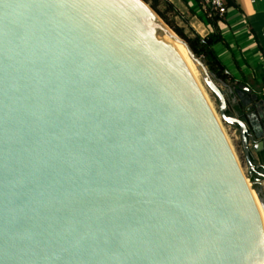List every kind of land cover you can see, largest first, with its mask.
<instances>
[{"label":"water","instance_id":"obj_1","mask_svg":"<svg viewBox=\"0 0 264 264\" xmlns=\"http://www.w3.org/2000/svg\"><path fill=\"white\" fill-rule=\"evenodd\" d=\"M228 88L145 0H0V264H264Z\"/></svg>","mask_w":264,"mask_h":264},{"label":"crops","instance_id":"obj_2","mask_svg":"<svg viewBox=\"0 0 264 264\" xmlns=\"http://www.w3.org/2000/svg\"><path fill=\"white\" fill-rule=\"evenodd\" d=\"M175 3L174 0H169ZM180 1V0H176ZM193 12L199 11L207 25V33L212 31L206 20L205 12L197 0H183ZM228 7L225 20L219 22V27L227 44L217 43L215 51L237 82H245L257 92L244 77H253L256 68L264 71V0H232ZM209 28V29H208ZM205 34V35H206ZM204 36V35H203ZM239 101V100H238ZM246 108V105L240 103ZM255 101L251 100L252 121L264 131V109H258ZM252 153L258 160L259 155ZM263 172V170H260Z\"/></svg>","mask_w":264,"mask_h":264},{"label":"trees","instance_id":"obj_3","mask_svg":"<svg viewBox=\"0 0 264 264\" xmlns=\"http://www.w3.org/2000/svg\"><path fill=\"white\" fill-rule=\"evenodd\" d=\"M151 5V7L159 14L165 23H167L181 38L187 41L194 53L202 58L209 71L214 75L217 80H222L225 83L234 82L236 85L239 83L235 80V77L232 76L228 71L225 65L222 63L218 57L214 46L217 43L227 44L224 37L222 36L219 22L224 21V17L219 15H208L205 13L207 23L212 28V31L202 36L199 33H195L193 37L187 35L183 28L178 27L169 19L167 16V11L174 10L176 15H181L179 11L174 7V5L168 0H145ZM165 7L162 10L160 7ZM227 8L232 6L234 3L232 0H226L225 2ZM247 82H251L253 88L257 90L260 97L264 100L263 88H264V71L262 68H256L253 77H245ZM240 111V109H238ZM229 113H231L229 111ZM237 128V127H236ZM252 180L254 178L252 177Z\"/></svg>","mask_w":264,"mask_h":264},{"label":"rangeland","instance_id":"obj_4","mask_svg":"<svg viewBox=\"0 0 264 264\" xmlns=\"http://www.w3.org/2000/svg\"><path fill=\"white\" fill-rule=\"evenodd\" d=\"M169 1V0H168ZM175 3L172 2L174 7L179 11L181 15H176L174 10H169L167 11V16L175 25H177L180 28H183L185 33L189 35L190 37H193L194 34L199 33L200 35H205L207 30V25L204 21L203 15L199 13V11L193 12V10L190 8L189 4L184 2L183 0L176 1L174 0ZM150 5V4H149ZM162 10L165 9V7L162 6L160 7ZM170 27V26H169ZM171 28V27H170ZM172 29V28H171ZM209 29V28H208ZM173 30V29H172ZM245 79V77H244ZM199 80L204 87L206 93L208 94L209 100L211 101L214 109L216 112H218V103L217 100L215 99L214 95L210 92V90L206 87L203 78L201 74L199 73ZM218 84L222 87V89L228 91L229 87H233L236 84L234 82H228V86L225 85V82L222 80H217ZM231 94H228V99H229V111L232 114H237L236 113V108H235V103L231 99ZM222 124L225 128V131L233 145L234 151L237 154L244 170L246 173H248L247 170V164L244 158L243 154V149H242V143H241V137L239 133V129L236 128L235 126L228 125L224 121H222ZM252 181V179H250ZM251 184V183H250Z\"/></svg>","mask_w":264,"mask_h":264},{"label":"built area","instance_id":"obj_5","mask_svg":"<svg viewBox=\"0 0 264 264\" xmlns=\"http://www.w3.org/2000/svg\"><path fill=\"white\" fill-rule=\"evenodd\" d=\"M205 13L208 15H219L220 17H224L228 11V8L225 4L226 0H197ZM264 94V88H263Z\"/></svg>","mask_w":264,"mask_h":264},{"label":"bare ground","instance_id":"obj_6","mask_svg":"<svg viewBox=\"0 0 264 264\" xmlns=\"http://www.w3.org/2000/svg\"><path fill=\"white\" fill-rule=\"evenodd\" d=\"M171 32H172V31H171ZM180 43H181V42H180ZM181 45H182V46L185 48V50L187 51V48L185 47V45L182 44V43H181ZM187 52H188V51H187ZM188 54H189V53H188ZM180 56H181V55H180ZM181 57L184 59V61H185L187 64H189L190 66H192V70H191V72L193 73V75L195 76V78L197 79V81H198L199 83H201L200 80H199V70L197 69L196 64L193 63V62H191V61H189V60H187V59L184 58L183 56H181ZM201 86H202V84H201ZM202 87H203V86H202ZM203 90H204V92H205V94H206V96H207V98H208V100H209L208 94L206 93L204 87H203ZM209 102H210L211 106L213 107V105H212V103H211L210 100H209ZM213 109H214V107H213ZM222 126H223V124H222ZM223 129H224V131H225L224 126H223ZM225 133H226V131H225ZM226 135H227V133H226ZM227 138L229 139L228 135H227ZM229 142L231 143L230 139H229ZM231 145H232V143H231ZM232 147H233V145H232ZM233 149H234V148H233ZM247 178H249V175H248V174H247ZM249 182L251 183V184H250L251 189H252L253 194H254V196H255V199H256V201H257V203H258V205H259V208H260V210H261V214H262V217H263V221H264V209H263L262 203H261V201H260L259 195H258V193H257V191H256V189H255V186H254L253 182H252L251 180H249Z\"/></svg>","mask_w":264,"mask_h":264},{"label":"flooded vegetation","instance_id":"obj_7","mask_svg":"<svg viewBox=\"0 0 264 264\" xmlns=\"http://www.w3.org/2000/svg\"><path fill=\"white\" fill-rule=\"evenodd\" d=\"M242 83H245V82H242ZM238 85H239V83L237 84V85H235V86H233L232 88H233V90L235 91L237 88H238ZM255 92V91H254ZM257 93V92H256ZM231 94V93H230ZM258 95H259V93H257ZM231 96V99H232V101L235 103V108H236V113L237 114H240L242 117H244L247 121H252V110H251V108L249 107H243L240 103H242V99L241 98H239L238 96H237V94L235 93V92H233V94H231L230 95ZM235 97V98H234ZM247 98L248 99H250V100H252L251 99V95L250 94H247ZM260 99H262L261 97H260V95H259V100ZM239 100V101H238ZM258 109H260L261 108V106L260 105H257L256 106ZM238 109H240V111L238 110Z\"/></svg>","mask_w":264,"mask_h":264}]
</instances>
